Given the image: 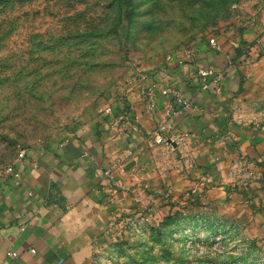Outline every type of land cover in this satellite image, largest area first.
Masks as SVG:
<instances>
[{"label":"rangeland","instance_id":"obj_1","mask_svg":"<svg viewBox=\"0 0 264 264\" xmlns=\"http://www.w3.org/2000/svg\"><path fill=\"white\" fill-rule=\"evenodd\" d=\"M259 14L264 0H0V174L20 152L77 149L108 119L128 125L125 107L104 110L140 76L173 80L168 71L196 62L209 39L235 37ZM138 189L83 264H264V240L213 216L205 187L176 198L162 185Z\"/></svg>","mask_w":264,"mask_h":264},{"label":"crops","instance_id":"obj_2","mask_svg":"<svg viewBox=\"0 0 264 264\" xmlns=\"http://www.w3.org/2000/svg\"><path fill=\"white\" fill-rule=\"evenodd\" d=\"M263 28L259 14L239 35L228 30L217 36L219 51L207 41L196 62L169 70L173 80L156 84L148 78L155 110L148 109L137 85L128 89L111 107L114 116L128 109L139 133L108 119L85 146L71 143L56 154L26 156L20 180L0 188V264H83L91 238L120 202L142 196L143 186L169 187L175 198L186 188L205 187L200 200L213 216L251 224L253 237L264 240ZM206 67L223 71L218 91L202 88L196 71ZM164 88L168 95H162ZM183 103L189 107L170 118ZM162 123L169 137H184L183 149L174 139L158 146L145 138ZM120 161L108 178L106 171Z\"/></svg>","mask_w":264,"mask_h":264},{"label":"built area","instance_id":"obj_3","mask_svg":"<svg viewBox=\"0 0 264 264\" xmlns=\"http://www.w3.org/2000/svg\"><path fill=\"white\" fill-rule=\"evenodd\" d=\"M264 33V28L261 32V34ZM208 45L219 51L220 50V46L219 44L216 42L215 38H211L208 40ZM196 76L197 78H199V80H201L202 83V88L203 89H208L209 87H211L212 89H214L215 91H218L222 85V82L224 80V73L221 70L215 69V68H211V67H206V68H199L196 71ZM148 77L146 75H142L139 77L138 80V84H137V88L139 93L142 95L143 100L146 104V106L148 107V109L150 110H155L158 106V102L157 99L154 97L153 95V90L150 89L147 85H146V81H147ZM162 95H168L169 90L168 88H164L161 91ZM123 98V97H122ZM189 104L188 103H183L182 107L179 108L178 110H176L172 116L170 118H175L178 114L181 113V110L184 108H188ZM104 113L107 116L113 115V110L112 107L109 106L107 108H105ZM123 116L120 117V119H122ZM128 125L130 127H133V131L139 133V129L136 125H132V122L129 120L128 121ZM168 130L169 128L167 127L166 123H162V124H158L149 134H147L145 136V138L147 140H151L154 142V144L156 145H165L169 142H171L172 139H174L175 141H179V142H183L184 137L182 136H168ZM26 157V154L24 152H20L18 154L17 160L10 166H8L5 171H3V173L0 174V188H4L5 185L7 184L8 180L13 179L16 181H19L21 178V171H20V167L23 164V161ZM121 163H119L117 166L113 167V169H110L108 171H106V176L108 178L112 177V171L115 170V168H120ZM192 194L197 195L198 191L197 189H192L191 190ZM30 253H34V250H30ZM8 257H12L15 258L17 257V253L16 252H9Z\"/></svg>","mask_w":264,"mask_h":264}]
</instances>
